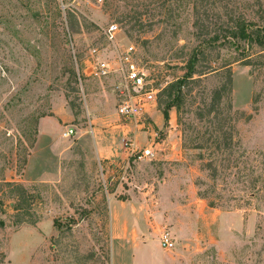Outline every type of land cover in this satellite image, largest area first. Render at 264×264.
<instances>
[{
	"label": "rangeland",
	"instance_id": "374dc122",
	"mask_svg": "<svg viewBox=\"0 0 264 264\" xmlns=\"http://www.w3.org/2000/svg\"><path fill=\"white\" fill-rule=\"evenodd\" d=\"M263 10L264 0H0V178L19 185L0 186V264H264V49L243 59L223 37L238 16L264 24ZM131 44L159 89L152 109L177 106L138 148L153 155L113 168L77 132L98 85L117 107L90 68ZM193 55L202 74L175 101L168 86ZM44 116L55 118L40 137ZM230 124L232 148L216 149L212 130Z\"/></svg>",
	"mask_w": 264,
	"mask_h": 264
},
{
	"label": "built area",
	"instance_id": "2783aa9c",
	"mask_svg": "<svg viewBox=\"0 0 264 264\" xmlns=\"http://www.w3.org/2000/svg\"><path fill=\"white\" fill-rule=\"evenodd\" d=\"M118 29L117 24H111L107 28L106 36L110 42L116 41ZM97 51L99 52V49L93 50L94 55ZM89 75L98 78L113 77L112 92L117 102L118 115L132 124L135 131H147L151 137H154L156 133L148 109L156 102L159 89L153 85L144 67L139 65L134 45H128L117 55L98 61L90 68ZM75 132L74 127H68L63 132V136L70 137ZM127 139L126 145L131 156L143 159L154 154L151 148L138 149L134 139ZM152 141L154 142V139ZM160 242L166 249L175 246V240L168 230L161 233Z\"/></svg>",
	"mask_w": 264,
	"mask_h": 264
},
{
	"label": "crops",
	"instance_id": "0c3cea01",
	"mask_svg": "<svg viewBox=\"0 0 264 264\" xmlns=\"http://www.w3.org/2000/svg\"><path fill=\"white\" fill-rule=\"evenodd\" d=\"M112 57L113 55H109ZM98 79H107L110 86L114 80L113 77H103ZM102 84V83H101ZM98 97L94 96L92 93H89L91 98V102L89 103L88 109V125L86 127H82L79 132H77L79 137L82 139L90 138L94 142L96 155L99 159L108 161L115 167L114 163L120 159H125L130 155V151L128 147H125L123 141L127 138L134 139V144L136 148H139L141 143H145L147 141V136L149 132L147 131H135L132 124L126 122L123 118H121L117 113V108L111 107V103L105 101L104 94L105 90L102 86L98 85ZM110 96L115 100V96L112 93L110 87ZM98 100V104L94 102V100ZM156 102L152 104L148 111L153 120L152 127L157 129L163 123L164 115L162 111L157 109H152L156 107ZM171 110V109H170ZM158 114V115H157ZM156 115V118L154 117ZM47 118H55L53 116H44L39 121V136H43L45 134L48 135L50 130L46 125L44 126V121ZM60 122V119L56 117ZM63 123L66 120H62ZM70 121V120H69ZM61 123V122H60ZM69 126H72L69 125ZM90 134V135H88ZM126 134H129L128 136ZM85 140V141H87ZM84 141V140H83ZM149 142V141H148ZM150 144V143H149ZM146 145L145 147L149 146ZM144 147V148H145ZM113 168L111 170H113ZM109 171V168H108ZM164 217H167L165 214Z\"/></svg>",
	"mask_w": 264,
	"mask_h": 264
},
{
	"label": "trees",
	"instance_id": "16d2710c",
	"mask_svg": "<svg viewBox=\"0 0 264 264\" xmlns=\"http://www.w3.org/2000/svg\"><path fill=\"white\" fill-rule=\"evenodd\" d=\"M261 17L264 19V10H263V14L261 15ZM224 40L227 39V42L233 44V45H237V46H242V50L240 51V53H243V59L244 58H248L249 56V52L253 49V47L255 45H258L259 47H261V49H264V24H258L253 20L247 19L245 17H241L238 16L234 19L232 26H230L227 30V34H225L224 36ZM222 43V42H221ZM241 53V54H242ZM198 61V57L196 55H193L192 58L190 59L189 63H188V70L185 73L184 77L181 79H178L174 84H171L170 88H174L176 87L178 90V94L176 96V100L177 101L182 93V87L184 86V83L186 82L187 79H193V76L196 73H199L196 69H195V64ZM202 74V73H199ZM228 74H229V81L228 83L225 85V89L229 88V91L231 90V86H232V76H231V69L228 68ZM194 80V79H193ZM217 93L220 92V89H218L216 91ZM174 106H177V104H175L174 101H169L164 108L162 109L164 118L166 121L169 120L170 118V109ZM235 130V126L233 124L230 125H226L225 127H220L219 131L218 128L215 130H212V134H215V138L213 140V143L216 144V149L219 150H228L232 148V132ZM220 133H222L223 135H220ZM221 137H223V140L221 141ZM228 156H224L223 160L230 162V159L227 158ZM215 158H212L213 161L210 162V166H213V162H215L217 160V158L214 160ZM22 164L26 163V157H24L21 160ZM213 169V173L211 174V176L214 179L218 178V169L217 167L212 168ZM3 185H9V186H17L19 188V185L14 183V182H9L6 181L4 177L0 178V186ZM200 196L202 198H209V195L206 192H201L200 191ZM210 205L211 206H215L216 203L214 200H210Z\"/></svg>",
	"mask_w": 264,
	"mask_h": 264
}]
</instances>
